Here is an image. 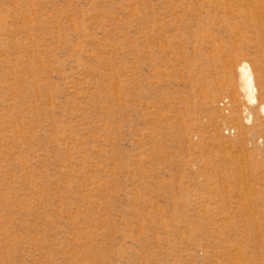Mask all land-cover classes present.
I'll return each mask as SVG.
<instances>
[{
    "label": "rangeland",
    "instance_id": "374dc122",
    "mask_svg": "<svg viewBox=\"0 0 264 264\" xmlns=\"http://www.w3.org/2000/svg\"><path fill=\"white\" fill-rule=\"evenodd\" d=\"M0 264H264V0H0Z\"/></svg>",
    "mask_w": 264,
    "mask_h": 264
},
{
    "label": "bare ground",
    "instance_id": "6f19581e",
    "mask_svg": "<svg viewBox=\"0 0 264 264\" xmlns=\"http://www.w3.org/2000/svg\"><path fill=\"white\" fill-rule=\"evenodd\" d=\"M239 73L241 78V85L245 92V95L249 102H253L255 97L253 95L254 92V78L251 68L247 62H242L239 65Z\"/></svg>",
    "mask_w": 264,
    "mask_h": 264
}]
</instances>
